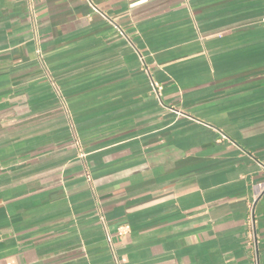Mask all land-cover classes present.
Wrapping results in <instances>:
<instances>
[{
	"label": "crops",
	"instance_id": "obj_1",
	"mask_svg": "<svg viewBox=\"0 0 264 264\" xmlns=\"http://www.w3.org/2000/svg\"><path fill=\"white\" fill-rule=\"evenodd\" d=\"M90 1L0 0V264H264V0Z\"/></svg>",
	"mask_w": 264,
	"mask_h": 264
},
{
	"label": "built area",
	"instance_id": "obj_2",
	"mask_svg": "<svg viewBox=\"0 0 264 264\" xmlns=\"http://www.w3.org/2000/svg\"><path fill=\"white\" fill-rule=\"evenodd\" d=\"M87 1L90 3V5L92 6L93 10H94L96 13H101V12L99 11V9H98L95 5H93V3H92L90 0H87ZM161 90H162V87H160V86L157 85V84H154V91H155L158 95H159V92H160ZM88 178H89V177H88ZM89 180H90V178H89ZM98 216H99L100 222H101V224H102V226H103V228H104V230H105V232H106V241H107V243H108V245H109V247H110V250H111V252H112V254H113L114 258H115V262H116V264H121L120 261H119V259H118V257H117L116 254H115V249H114V245H113L112 236H111V234L108 232L106 218H105V215H104L102 209H98ZM127 231H129V227H121V228L118 229V235H119L120 237H122Z\"/></svg>",
	"mask_w": 264,
	"mask_h": 264
}]
</instances>
